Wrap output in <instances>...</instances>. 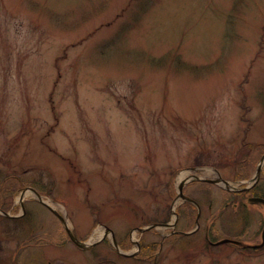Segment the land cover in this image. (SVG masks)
Masks as SVG:
<instances>
[{
	"label": "rangeland",
	"instance_id": "rangeland-1",
	"mask_svg": "<svg viewBox=\"0 0 264 264\" xmlns=\"http://www.w3.org/2000/svg\"><path fill=\"white\" fill-rule=\"evenodd\" d=\"M258 166L264 0H0V264H264Z\"/></svg>",
	"mask_w": 264,
	"mask_h": 264
},
{
	"label": "water",
	"instance_id": "water-1",
	"mask_svg": "<svg viewBox=\"0 0 264 264\" xmlns=\"http://www.w3.org/2000/svg\"><path fill=\"white\" fill-rule=\"evenodd\" d=\"M194 177H195L196 179H203V178H200L199 176H194ZM203 180H207V181H209V182H214V183H218V182L222 181V182L226 183V185L228 184V181L225 180V179H223L221 176H219V177L216 178V179H203ZM184 185H185V181H183V182L180 183V185H179V192H178L177 197H182V198H184V199H186V200H190V201L195 202L192 198H190V197H188V196H186V195L184 194V192H183ZM248 188H249V187H246V188H244V189H248ZM36 192H37V191H36ZM37 193H38V192H37ZM38 195L40 196V194H38ZM249 201H250V202L254 201V202H258V203H264V198H260V197H250V198H249ZM195 203L197 204V202H195ZM54 212H55L57 215H59L60 218H62V220H63L64 223L66 224L64 218H63L60 214H58L55 210H54ZM197 223H198V219H197ZM157 225H168V224H152L151 226H157ZM151 226H150V227H151ZM66 228H67V230H68V233H69L71 239H72V240H73L78 246H80V247H87L86 243L83 242V241H81V240H79V239L73 234V232L70 230V228H69L67 225H66ZM148 228H149V227H148ZM145 229H147V228H139V230H141V231H142V230H145ZM106 231H107V232H108V231L113 232L112 229L109 228V227H107ZM262 235H263V237H264V231H263ZM113 241H114V245H115V247L120 251V249H119V245H118V242H117L116 237L114 236V234H113ZM224 242H233V243H238V244L242 243V242H240L239 240L231 239V238H223V239H221V240H218V241L215 242V243L218 244V243H224ZM263 243H264V242H261L260 244H244V245H245V246H250V245H252V246H260V245H263Z\"/></svg>",
	"mask_w": 264,
	"mask_h": 264
},
{
	"label": "flooded vegetation",
	"instance_id": "flooded-vegetation-1",
	"mask_svg": "<svg viewBox=\"0 0 264 264\" xmlns=\"http://www.w3.org/2000/svg\"><path fill=\"white\" fill-rule=\"evenodd\" d=\"M256 175H257L256 182L253 185H251L248 189H244V188H246L244 186L243 189L238 191V194H240V195L244 196L245 198H247L248 201H249L250 197L264 198V170H262L261 166H258ZM188 202H190V201H188ZM251 203H253L254 205H260V206H262L264 208V203H258V202H254V201H252ZM192 204L195 205L194 203H192ZM245 204H246V202H243V205H245ZM201 215H202V210L198 208L197 209V215L195 217L196 224H197V219H198V224L197 225H199V219H200ZM175 224H176V222H175ZM188 230L183 231V232H180V231H177V232L178 233L179 232L180 233H185V234L191 233ZM263 231H264V225H263V227L261 229V233H263ZM205 236H206V240L208 242H211V240L209 239L210 237H209L208 231H206V235ZM260 242H264V237H263L262 234H261V241ZM263 246H264V244L262 246H258V247L262 248ZM252 248L256 249L254 247H252ZM140 250H141V246H140Z\"/></svg>",
	"mask_w": 264,
	"mask_h": 264
},
{
	"label": "trees",
	"instance_id": "trees-1",
	"mask_svg": "<svg viewBox=\"0 0 264 264\" xmlns=\"http://www.w3.org/2000/svg\"><path fill=\"white\" fill-rule=\"evenodd\" d=\"M184 205L187 206L188 208L190 207L189 210H192V211L196 208L195 205H193L192 203H190L188 201H185L184 202ZM189 214H190V212H189ZM190 215H188V217H190ZM22 216H24V215H22ZM165 220L167 221V220H169V218L167 217ZM211 239L212 240H215L213 237H211ZM157 244H159V246ZM156 246H158V248H159L160 247V243H158V242H151V243H148L146 245H143L141 243V250H140V253L139 254H141L142 257L144 256L143 258H146V259H152L153 258L154 259L155 258V252H156V248H155Z\"/></svg>",
	"mask_w": 264,
	"mask_h": 264
},
{
	"label": "bare ground",
	"instance_id": "bare-ground-1",
	"mask_svg": "<svg viewBox=\"0 0 264 264\" xmlns=\"http://www.w3.org/2000/svg\"><path fill=\"white\" fill-rule=\"evenodd\" d=\"M191 177H192V174L191 173H189L187 171H183V172L180 173V175L178 177V180L180 182H183V181L189 180V178H191ZM26 194H27V191H24L22 193V197H24ZM103 234H104L103 230H100L98 236L101 237Z\"/></svg>",
	"mask_w": 264,
	"mask_h": 264
}]
</instances>
